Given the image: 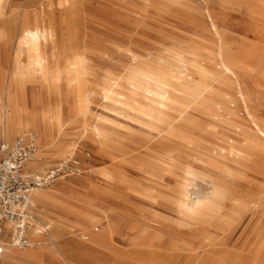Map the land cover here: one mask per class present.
I'll return each mask as SVG.
<instances>
[{
  "label": "rangeland",
  "instance_id": "1",
  "mask_svg": "<svg viewBox=\"0 0 264 264\" xmlns=\"http://www.w3.org/2000/svg\"><path fill=\"white\" fill-rule=\"evenodd\" d=\"M14 65L22 121L48 119L9 140L34 132V173H80L36 191L45 242L0 264H41L37 247L61 249L44 264H264V0H0L3 129Z\"/></svg>",
  "mask_w": 264,
  "mask_h": 264
},
{
  "label": "built area",
  "instance_id": "2",
  "mask_svg": "<svg viewBox=\"0 0 264 264\" xmlns=\"http://www.w3.org/2000/svg\"><path fill=\"white\" fill-rule=\"evenodd\" d=\"M36 149L33 131H23L12 142L0 139V254L4 252L5 241L17 248L40 243L27 235L30 221L37 218L33 190L80 173L78 159L70 158L43 173L27 174L25 164Z\"/></svg>",
  "mask_w": 264,
  "mask_h": 264
},
{
  "label": "bare ground",
  "instance_id": "3",
  "mask_svg": "<svg viewBox=\"0 0 264 264\" xmlns=\"http://www.w3.org/2000/svg\"><path fill=\"white\" fill-rule=\"evenodd\" d=\"M11 21V20H10ZM6 26V25H5ZM12 32V31H11ZM8 37V35H7ZM13 37V36H12ZM15 53V52H14ZM10 71V70H9ZM67 72V71H66ZM65 72V73H66ZM67 74V73H66ZM67 77V76H66ZM145 77V76H143ZM26 79V73L25 71H22L21 68H18L16 65H14V68H13V71L12 73L10 74L9 78H8V85H7V119H6V127L3 129L2 125H1V122H0V134H3L5 133L6 135V138H5V141H11L9 140V137L11 134L13 133H17L19 131V128L20 127H26L27 126V123L30 122L33 118L38 121V122H42L43 125L46 124V121H47V114H44V113H41V114H36L35 116H33L32 114L28 116V119H27V122H23L22 121V118H25V117H20V115L22 114H25V111L23 109H21L19 107V103L21 102H24L25 101V98L23 96V94H20L19 98L17 97L16 95V92H15V89H20V92H22V86L24 83H26L25 80ZM51 79V78H50ZM49 79V80H50ZM51 81V80H50ZM159 83V82H158ZM50 84V82H49ZM160 84V83H159ZM165 85V84H164ZM167 87V85H165ZM24 88V87H23ZM51 88V86H50ZM26 89V87H25ZM52 89V88H51ZM162 92V91H161ZM165 92V91H164ZM164 94V93H163ZM27 96V95H26ZM145 98V97H144ZM148 100V99H147ZM23 104V103H22ZM161 105V104H160ZM164 107V105L162 106ZM24 108V107H23ZM167 109V108H166ZM53 111V110H52ZM22 112V113H21ZM21 113V114H20ZM54 113H52L53 115ZM180 114V113H179ZM54 116V115H53ZM55 122V121H53ZM41 134L43 135L44 137V142L45 141H48L49 139V134L47 133L46 130H43V132H41ZM36 142H37V149L35 151V153L32 155L31 159L30 160H33V164H36V163H39L40 162V157H41V148L39 147L38 145V141H37V136H36ZM64 151V149H63ZM65 152H69L71 153V149L70 148H65ZM28 160L25 164V168H26V173L27 174H35L34 172H30L28 170V168L26 167L27 163L30 161ZM63 161H65V159H63ZM62 162V161H61ZM31 163V164H32ZM43 189V187H38V188H35L32 192V197H33V201H34V192L38 191V190H41ZM212 202V201H211ZM35 203V201H34ZM35 207H36V203H35ZM34 221V219L32 220ZM30 221V223L32 222ZM29 223V225H30ZM37 225V224H36ZM28 235V234H27ZM29 236L31 238V240H39L40 243L37 244L36 246L40 247L42 245V243L44 244L45 242V237L41 234V228L37 225L35 227H32L30 228V231H29ZM11 246L13 248H16L15 246H13L9 241H5V244H4V252L7 248V246ZM33 248V249H28L24 255L28 258H33V259H37L39 261V263L41 264H44L42 261V257L48 255V254H51V256H53L54 258H57V256L61 255V249L59 248H56V247H51L47 250H39L40 248ZM27 248V247H26ZM26 248H23V249H26ZM19 249V248H18ZM13 250V249H11ZM67 251V250H65ZM3 252V253H4ZM68 252V251H67ZM71 252V251H70ZM75 252V251H74ZM3 253H1L0 255H2ZM64 253V252H63ZM70 255V254H69ZM17 257V256H16ZM9 259L10 260H14V256H9ZM59 260V259H57ZM59 263L61 264H64L62 263L61 261H58Z\"/></svg>",
  "mask_w": 264,
  "mask_h": 264
},
{
  "label": "crops",
  "instance_id": "4",
  "mask_svg": "<svg viewBox=\"0 0 264 264\" xmlns=\"http://www.w3.org/2000/svg\"><path fill=\"white\" fill-rule=\"evenodd\" d=\"M5 138H6V135H5V133H4V138H2V139L5 140ZM12 141H13V140L8 141V142H12ZM29 170L33 172V170H31V169H29ZM35 193H36V192H34L33 196H35ZM9 248H11V249H16V248H13V247H11V246L8 245L6 249H9Z\"/></svg>",
  "mask_w": 264,
  "mask_h": 264
}]
</instances>
